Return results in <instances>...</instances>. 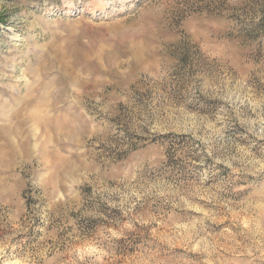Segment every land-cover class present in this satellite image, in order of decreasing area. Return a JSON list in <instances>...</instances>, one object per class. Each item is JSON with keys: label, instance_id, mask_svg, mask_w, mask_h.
Returning a JSON list of instances; mask_svg holds the SVG:
<instances>
[{"label": "rangeland", "instance_id": "rangeland-1", "mask_svg": "<svg viewBox=\"0 0 264 264\" xmlns=\"http://www.w3.org/2000/svg\"><path fill=\"white\" fill-rule=\"evenodd\" d=\"M0 264H264V0H0Z\"/></svg>", "mask_w": 264, "mask_h": 264}]
</instances>
